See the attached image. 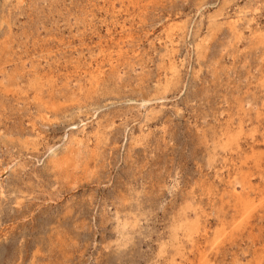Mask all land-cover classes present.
Wrapping results in <instances>:
<instances>
[{"label":"rangeland","instance_id":"rangeland-1","mask_svg":"<svg viewBox=\"0 0 264 264\" xmlns=\"http://www.w3.org/2000/svg\"><path fill=\"white\" fill-rule=\"evenodd\" d=\"M0 264H264V0H0Z\"/></svg>","mask_w":264,"mask_h":264},{"label":"bare ground","instance_id":"bare-ground-1","mask_svg":"<svg viewBox=\"0 0 264 264\" xmlns=\"http://www.w3.org/2000/svg\"><path fill=\"white\" fill-rule=\"evenodd\" d=\"M255 158V157H254ZM243 183H245V182H243ZM247 185V184H246ZM250 187V186H249ZM242 196V195H241ZM259 196V195H258ZM261 197V196H260ZM243 198V197H242ZM241 197H240V199H242ZM262 198V197H261ZM259 199V198H258ZM261 201V200H260ZM244 203V202H243ZM248 207L250 208V209H252V208H254V204H255V201L254 200H250V201H248ZM245 210V209H244ZM187 220V219H186ZM192 224V223H191ZM126 225V224H125ZM197 227V226H196ZM195 229V228H194ZM188 230V229H187ZM196 231H198V230H196ZM195 232V231H194ZM178 238V237H177Z\"/></svg>","mask_w":264,"mask_h":264}]
</instances>
